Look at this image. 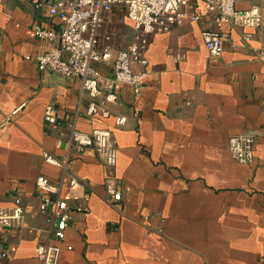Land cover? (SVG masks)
Returning a JSON list of instances; mask_svg holds the SVG:
<instances>
[{
	"label": "crops",
	"instance_id": "1",
	"mask_svg": "<svg viewBox=\"0 0 264 264\" xmlns=\"http://www.w3.org/2000/svg\"><path fill=\"white\" fill-rule=\"evenodd\" d=\"M254 5L264 16V0L235 1L239 10ZM196 12L203 14L202 2ZM103 15L101 42L114 55L130 43L133 26L117 7ZM206 20L149 35L147 63L134 65L148 73L140 96L124 86L108 117H87L78 79L40 73L28 59L58 47L33 32L35 24L57 30V18L28 0H0V208L12 205L14 190L25 209L23 228L0 227V264H38L35 248L46 242L48 225L34 181L60 180L61 170L43 154H69V123L83 132L109 130L117 159L110 168L91 150L70 153L89 213L73 215L59 264H261L264 61L256 50L264 21L257 28L223 26L228 40L212 58L201 38ZM98 68L111 77L110 66ZM46 105L58 109L59 125L44 123ZM117 116L126 118L123 126L115 125ZM239 134L256 140L252 164L229 153L228 138ZM107 179L122 192L115 205L102 196Z\"/></svg>",
	"mask_w": 264,
	"mask_h": 264
},
{
	"label": "built area",
	"instance_id": "2",
	"mask_svg": "<svg viewBox=\"0 0 264 264\" xmlns=\"http://www.w3.org/2000/svg\"><path fill=\"white\" fill-rule=\"evenodd\" d=\"M37 10H46L51 18H57L59 28L52 30L39 24L33 26L38 40L48 44L58 42V47H50L31 59L40 73H51L61 78H76L80 83L79 95L87 99L85 115L108 117V105L118 99V89L129 86L136 97L148 73L135 70L134 65H146L143 52L152 34L165 33L181 26L186 20L197 22L203 16L206 26L201 30L202 42L212 58L221 55L228 40L229 28H257L264 21L261 6L254 5L245 10L235 7L236 0H28ZM203 4V14L196 12ZM119 8L132 24L134 33L126 48L112 54L111 49L102 45L100 30L104 13ZM107 39V38H106ZM248 40V36H245ZM257 58L264 61V43L256 50ZM111 68V77L103 76L98 65ZM58 109L46 105L43 121L48 125H59ZM126 123L124 116L115 118L116 126ZM66 141L68 155L61 158L44 153L43 160L61 170L57 183L44 176H38L34 185L40 198L38 211L48 225L47 240L35 248L38 264H59L60 243L65 238L66 229L74 214L87 216L89 194L83 190V182L71 169V155L91 150L103 158L106 166L116 165V148L109 130L94 129L83 132L68 125ZM264 139V132L260 135ZM256 140L251 135L239 134L228 138L227 146L231 157L240 164H252ZM59 145V142L57 143ZM70 153H72L70 155ZM81 189V190H80ZM80 190V191H79ZM78 194H75L77 193ZM12 205L0 208V227L20 229L25 226V209L22 199L14 190ZM107 203L115 205L122 199L120 188L107 179L102 193ZM2 257L6 253L1 254ZM264 264V255L260 258Z\"/></svg>",
	"mask_w": 264,
	"mask_h": 264
}]
</instances>
